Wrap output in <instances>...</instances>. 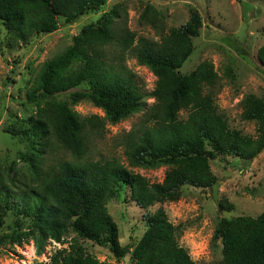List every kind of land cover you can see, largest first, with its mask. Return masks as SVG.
Returning <instances> with one entry per match:
<instances>
[{
	"label": "trees",
	"instance_id": "obj_1",
	"mask_svg": "<svg viewBox=\"0 0 264 264\" xmlns=\"http://www.w3.org/2000/svg\"><path fill=\"white\" fill-rule=\"evenodd\" d=\"M108 0H0V25L13 40L27 43L33 37L59 28L60 19L77 21L99 11ZM128 13L115 4L96 21L73 36L72 44L46 60L27 98L35 106L27 118L7 129L27 142L19 156L26 170L0 164V227L10 208L30 218L27 233L34 236L38 252L49 241L66 243L72 230L77 236L108 246L118 261L131 264H198L179 242L175 225L163 206L144 215L147 227L137 243L123 244L120 230L108 209L110 199L122 188L142 208L178 201L182 187H212L217 181L210 164L219 155L250 160L264 148V97L243 99L242 118L257 123L255 135L232 128L216 103L221 77L209 60L189 73L181 71L194 52L203 17L190 8V17L165 31L164 17L147 3L141 21L160 29V39L139 36L127 24ZM149 67L157 77L149 95L127 65V55ZM258 57L264 64V44ZM71 91L75 104L87 98L101 108L103 117L82 116L58 94ZM147 96L154 99L147 104ZM143 111L142 119L119 136L125 164L118 157L93 159L91 143L104 136L106 123H118ZM187 116L183 117L182 113ZM64 150L70 156H57ZM167 166L162 182H151L131 167ZM222 208L233 209L227 200ZM215 239L222 243L219 264H264V211L258 216L223 217ZM1 242V236H0ZM58 249L49 261L37 264H107L78 241Z\"/></svg>",
	"mask_w": 264,
	"mask_h": 264
},
{
	"label": "rangeland",
	"instance_id": "obj_2",
	"mask_svg": "<svg viewBox=\"0 0 264 264\" xmlns=\"http://www.w3.org/2000/svg\"><path fill=\"white\" fill-rule=\"evenodd\" d=\"M147 3L161 12L165 21V31L179 27L188 21L190 8H197L203 17L200 35L194 38V52L181 68L191 72L204 60L211 61L221 80L216 87L215 98L221 113L228 118L232 128L255 135L257 123L242 118L243 99L249 94L264 97V64L258 57L259 48L264 44V0H108L99 11L82 15L73 23L60 19L59 28L33 37L27 43L9 44L13 40L7 29L0 25V164L14 170H26V162L19 156L29 146L19 136L7 128L17 119L29 117L35 106L27 98L28 91L35 85L43 63L72 44L73 36L87 24L96 22L115 4L127 10V24L139 36L152 40L160 39V29L141 21V14ZM127 65L137 75L142 91L149 95L156 85L157 77L148 66L140 64L130 53ZM86 89V84L58 94L71 102V93ZM72 91V92H71ZM147 104L154 99L146 98ZM82 116L104 111L91 100L84 98L72 104ZM144 112L135 113L118 123H106L104 136L95 139L88 156L118 157L127 164L124 145L119 136L130 131L139 122ZM187 116L186 112L182 113ZM70 156L64 150L57 156ZM211 168L220 182L219 198L233 204L234 208H218L212 198V187L201 188L192 185L182 187L178 201L158 203L145 209L130 199V191L122 188L110 199L108 209L120 230L121 242L137 243L143 235L147 223V211L154 212L163 206L169 219L179 226V242L188 249L198 264H219L222 243L215 239L216 228L223 217L239 215L258 216L264 211V148L254 158L247 160L236 156L219 155L210 160ZM145 175L151 182H162L167 166L157 168L131 167ZM30 218L19 216L10 208L5 223L0 227V264H37L49 261L53 253L69 242H80L88 252L107 264H131L129 256L118 261L108 246L83 239L72 230L67 242L62 244L49 240L38 252L34 236H20L13 232L27 233L31 228Z\"/></svg>",
	"mask_w": 264,
	"mask_h": 264
},
{
	"label": "water",
	"instance_id": "obj_3",
	"mask_svg": "<svg viewBox=\"0 0 264 264\" xmlns=\"http://www.w3.org/2000/svg\"><path fill=\"white\" fill-rule=\"evenodd\" d=\"M219 187H220V182L216 181L213 183L212 185V198L214 200V202L216 203V205L218 206V208H221L220 205V198H219Z\"/></svg>",
	"mask_w": 264,
	"mask_h": 264
}]
</instances>
